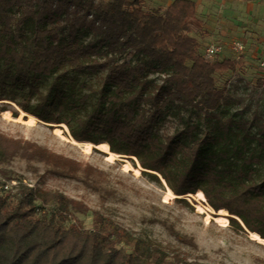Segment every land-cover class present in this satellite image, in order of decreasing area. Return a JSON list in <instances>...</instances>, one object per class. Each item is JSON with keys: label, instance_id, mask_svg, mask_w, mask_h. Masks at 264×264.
Instances as JSON below:
<instances>
[{"label": "trees", "instance_id": "trees-1", "mask_svg": "<svg viewBox=\"0 0 264 264\" xmlns=\"http://www.w3.org/2000/svg\"><path fill=\"white\" fill-rule=\"evenodd\" d=\"M196 20L195 0L163 10L144 0H0V101H8L0 112L11 102L64 123L77 141H106L150 180L177 196L201 190L210 207L264 238V113L218 85L215 75L236 61L205 57L191 34L195 23L201 30ZM16 157L39 177L42 163L43 175L83 174L99 188L92 165L0 131V264H207L12 176ZM90 210V227L75 219ZM235 217L230 226L246 232Z\"/></svg>", "mask_w": 264, "mask_h": 264}, {"label": "rangeland", "instance_id": "rangeland-1", "mask_svg": "<svg viewBox=\"0 0 264 264\" xmlns=\"http://www.w3.org/2000/svg\"><path fill=\"white\" fill-rule=\"evenodd\" d=\"M144 1L146 8L163 10L172 0ZM195 1L196 21L201 23V30L207 32L201 37L200 25H192L191 34L202 44L200 50L203 51L204 44L217 42L223 46L222 55L236 61L233 71L215 75L218 85L225 86L233 96L243 97L245 103L251 104V110L264 113V90L257 83L258 77L264 76V70L255 65L257 56L264 51V0ZM233 40L244 44L241 52L230 48ZM5 105L10 114L0 112L1 132L35 141L82 164L92 165L99 171V178H93L99 188L89 186L88 178L83 174L77 178L43 175L42 163H37L39 177L18 157L8 165L12 176L23 177L30 185L59 189L85 202L91 210L109 215L133 233L167 249H178L188 260L207 264H264V244L252 240L247 232L231 227L229 219L226 225H222L216 221V213H209L208 217L206 211L198 210L199 203L193 197H166L165 182L161 180L163 185H160L143 175L136 159L131 157L132 162L126 156L111 161L96 147L86 151L82 145L71 141V138L75 139L69 130L65 138L55 133V124L59 123L47 124L40 120L30 125L18 120L20 114L15 104ZM251 110L245 115L249 116ZM126 162L131 167L126 168ZM177 197L186 199L188 204L177 202ZM91 210L85 214L76 213L75 219L90 227ZM171 230L192 238L195 247L181 241Z\"/></svg>", "mask_w": 264, "mask_h": 264}, {"label": "bare ground", "instance_id": "bare-ground-1", "mask_svg": "<svg viewBox=\"0 0 264 264\" xmlns=\"http://www.w3.org/2000/svg\"><path fill=\"white\" fill-rule=\"evenodd\" d=\"M18 110H19V114H20V116L18 117V120L24 121V122H26L27 124H30V125L31 124H35L37 122H40V120L36 116H34V115L30 114V113H27V112L21 110L20 108H18ZM3 113L6 114V115L10 114V112L8 110L3 111ZM55 133L58 136H60L62 138H65V134L67 135V133H68V128L63 123L55 124ZM71 141L74 144L82 145L86 151L91 150V148H93V147L98 148L99 150H101V151L106 153V157H107L108 160L113 161V160L118 158L117 153H114V152L110 151L109 145H108V143L106 141H99L96 144H94L92 142H89V141H75L72 138H71ZM125 167L129 168L131 166H130V164L128 162H126ZM133 170L136 173H139L138 169L134 168ZM175 196H177V195L174 194L171 191V189H169L166 186V197L173 198ZM178 197H185V198L193 197V198H195L197 200V202L199 203L197 205L198 210L206 211L208 217L210 216L209 213L214 212V213L217 214V216L215 218L217 222H219L222 225H226L228 223L227 216L229 215V213L227 212V210L224 209V208H219L218 210H214L212 207H210V205L206 202L204 194H203V192L201 190H198L195 193H188V194H184V195H178ZM248 235L250 236V238L252 240H254V241L258 242V243L264 244V238L260 237V235L257 234L256 232H250V233H248Z\"/></svg>", "mask_w": 264, "mask_h": 264}, {"label": "built area", "instance_id": "built-area-1", "mask_svg": "<svg viewBox=\"0 0 264 264\" xmlns=\"http://www.w3.org/2000/svg\"><path fill=\"white\" fill-rule=\"evenodd\" d=\"M230 48L235 52H241L244 48V44L239 40H233L230 44ZM223 46L217 42H211L205 45L204 55L206 58H213L216 55L222 54ZM258 66L260 69L264 70V51L260 55V59L258 61ZM14 182V181H13Z\"/></svg>", "mask_w": 264, "mask_h": 264}, {"label": "water", "instance_id": "water-1", "mask_svg": "<svg viewBox=\"0 0 264 264\" xmlns=\"http://www.w3.org/2000/svg\"><path fill=\"white\" fill-rule=\"evenodd\" d=\"M0 102H8V101H0ZM9 103H11V102H9ZM12 104H14V103H12ZM47 124H49V123H47ZM117 155H118V157H126V156H127V155H123V154H117ZM141 170L143 171V170H145V169L141 168ZM161 180H162V178H161ZM162 182L164 183V180H162ZM228 216L235 217V216H233V215H228ZM235 218H237V217H235ZM237 219L239 220V222H240V224L242 225V227L244 228V230H245L247 233H250V231L247 230V229L244 227V225L242 224V222L240 221V219H239V218H237Z\"/></svg>", "mask_w": 264, "mask_h": 264}]
</instances>
